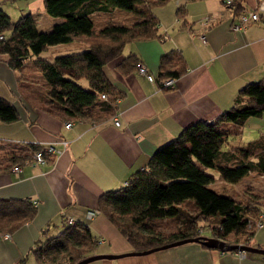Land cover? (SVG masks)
Masks as SVG:
<instances>
[{
	"label": "crops",
	"instance_id": "crops-1",
	"mask_svg": "<svg viewBox=\"0 0 264 264\" xmlns=\"http://www.w3.org/2000/svg\"><path fill=\"white\" fill-rule=\"evenodd\" d=\"M201 1L199 6L187 3L190 14H185V19L161 12L157 17V36L126 43L120 57L105 64V74L116 96L112 108L106 107L107 99L99 98L91 119L64 120L39 109L36 83L19 80L18 71L7 64L5 55L0 56V95L10 99L19 112L14 121H0V197L27 199L35 206L33 217L10 231L9 238H3L5 232H0V264H44L37 261L32 248L61 232L67 217L88 226L97 239L96 252L133 250L101 211L87 217L86 210L98 208L99 196L122 186L132 173L147 164L157 147L177 137L191 123L216 120L236 104L246 83L264 76V22L235 30L231 24L241 11L236 13L223 0ZM259 2L242 0V11L254 9ZM117 11L111 8L95 13L94 22L95 15L110 12L117 13L121 17L117 22L123 24L139 19L134 14L126 19V14ZM31 13L39 30L40 26L47 27L42 31L61 20ZM206 15L211 17L209 22L204 21ZM165 32L167 37L161 40L159 35ZM83 45L55 44L49 47L50 54L42 56L51 59ZM173 49L183 56L185 71L175 78L173 87L163 88L158 77L160 58ZM131 53L144 64L152 80L136 69L127 73L121 70L118 62ZM115 119L119 120L118 125ZM67 121L71 122L69 127L65 126ZM62 141H66L65 146ZM48 144L63 148L62 152L45 153L43 163H36L33 153L22 161L16 158L30 154L31 145L44 148ZM229 147L224 146L223 150L228 151ZM16 166L20 168L18 174L13 170ZM260 173L264 175V171ZM258 229L248 244L264 248V223ZM185 243L196 244L199 253H212L207 249L210 247L199 242ZM171 247L86 264H168L166 252L161 251ZM215 249L220 264H264V253L246 251L247 255L241 257L237 250ZM198 264L213 262L206 258Z\"/></svg>",
	"mask_w": 264,
	"mask_h": 264
},
{
	"label": "trees",
	"instance_id": "trees-1",
	"mask_svg": "<svg viewBox=\"0 0 264 264\" xmlns=\"http://www.w3.org/2000/svg\"><path fill=\"white\" fill-rule=\"evenodd\" d=\"M165 1L42 0L48 15L61 18L47 31L36 27L31 12L12 21L0 8V56L5 55L7 64L18 71L19 80L36 83L39 109L64 120L91 119L92 109L99 104L102 93L108 100L107 108H112L116 96L115 88L105 74V64L120 57L126 43L157 36L158 21L152 7ZM223 2L236 13L243 9L242 0ZM115 7L128 10L139 19L132 24L109 22L97 27L93 14ZM185 14V3H179L177 17L185 19ZM69 42L84 45L74 51L58 53L51 59L42 56L50 46ZM29 62H33L42 81L24 73ZM138 62L141 61L131 53L122 57L118 66L127 73L137 70ZM184 71L185 63L179 51L173 49L164 53L159 63V85L163 78H176ZM263 112L264 76L246 83L239 91L236 104L216 120L191 123L177 137L157 147L147 164L132 173L126 184L99 196L97 209L134 250L199 236L202 229L198 222L210 218H217L219 223L211 227V236L227 240L232 233H243L244 243L249 242L256 230L255 223L264 211L263 205L243 204L231 195L220 193L212 187L216 176L207 169H215L222 180L232 183L239 182L253 170L264 171V135L244 145H231L229 141V134L238 131L245 119ZM18 117L13 102L0 95V121L11 122ZM228 123L232 125L228 126ZM227 145L231 149L224 151L223 147ZM39 149L31 145L30 154L23 153L16 158L25 160ZM226 154L231 155L226 157ZM186 204L194 209V214L189 212L190 207H184ZM34 213L35 206L27 199L0 197V232L12 231L31 219ZM162 219L178 220L182 226L163 230L157 225ZM64 225L57 235L32 248L37 261L73 264L96 253L97 239L86 224L74 221L71 224L64 222ZM227 241L239 243L238 240Z\"/></svg>",
	"mask_w": 264,
	"mask_h": 264
},
{
	"label": "rangeland",
	"instance_id": "rangeland-1",
	"mask_svg": "<svg viewBox=\"0 0 264 264\" xmlns=\"http://www.w3.org/2000/svg\"><path fill=\"white\" fill-rule=\"evenodd\" d=\"M181 3H185L186 16L190 14L188 12L189 4H194L195 6H199L202 2L201 0H190L189 2H185V0H181ZM176 0H166L163 3L156 4L152 7V12L156 14V17L160 15L161 12H165L166 16L173 17L176 15ZM0 8H2L11 18L12 21L18 19V17L26 12H33L35 14L42 13L49 18H52L51 15H48L42 5V1L40 0H0ZM117 12H121L126 14L125 18L130 17L132 12L125 10L123 8L115 7ZM196 14V10L194 13ZM122 15V14H121ZM121 20V17L115 13L110 12L104 16L95 15L96 26L100 27L109 22H117ZM41 30L47 29L46 26H40ZM50 51L45 50L43 54H48ZM51 53V52H50ZM49 53V54H50ZM24 73L31 79L36 81H42L39 76V72L33 65V62H29L23 69ZM238 128V126H237ZM264 134V112L259 115L249 116L244 120L243 124L239 126L238 131H234V133L229 134V141L235 145H244L249 141L260 138ZM208 173L214 174L217 179L212 184V187L219 191L220 193L231 195L235 197L237 200L241 201L243 204H260L264 207V175L257 170H253L251 173L245 175L239 182L232 183L225 180H222L217 171L213 168L207 169ZM257 202V203H256ZM187 205V204H186ZM189 212L194 214V209L191 206ZM255 216V215H254ZM257 217V216H256ZM158 227L163 230H174L177 226H182L180 221L172 220V219H162L158 221ZM219 223L217 218H210L209 220H201L198 222V226L202 229L201 235H212L211 227L218 226ZM259 229H257L258 232ZM249 231V228H248ZM227 240L229 241H239V243H244L245 234L232 233L228 236ZM250 240V237H249ZM248 244V242H246ZM196 244L194 243H183L178 246H173L161 252L167 254V262L168 264H198L205 260L206 258L212 260L213 264H220L219 253L215 248H207L210 250V254H202L199 253L196 249ZM236 252V251H235Z\"/></svg>",
	"mask_w": 264,
	"mask_h": 264
},
{
	"label": "built area",
	"instance_id": "built-area-1",
	"mask_svg": "<svg viewBox=\"0 0 264 264\" xmlns=\"http://www.w3.org/2000/svg\"><path fill=\"white\" fill-rule=\"evenodd\" d=\"M179 0H176V2L178 3ZM227 3H231L232 0H226ZM211 20L210 15H206L204 17V21L205 22H209ZM254 22H264V0H260V2L257 4V6L254 9L251 10H247V11H241L238 15V18L236 20H234L231 24V28L235 29V30H239V29H243L246 26H248L251 23ZM2 36L0 35V38ZM167 37L166 32L161 34L160 39H165ZM204 40H206L205 36H202ZM137 71L139 73L145 74V76L147 77L148 80H152L153 76L151 75V73H149L147 71V68L144 66V64L142 62H138L137 65ZM175 85V78L173 77H166L163 78L161 80V86L165 87V88H171ZM101 98L105 99L106 95L104 93H102L100 95ZM114 123L116 125L119 124V120L115 119ZM71 125L70 121L65 122V126L69 127ZM63 145L65 146L66 141H62ZM63 148H55L52 144H48L46 145L44 148H41L37 151L34 152L33 154V159L36 163H43L45 161L44 155L45 153H54V154H59L62 152ZM14 172L16 174L19 173L20 168L18 166H16L14 169ZM127 182L125 181L123 184H126ZM33 203L35 204V202L33 201ZM99 213V210L97 208H93V209H88L86 210V216L87 217H91L92 215ZM65 224H71L74 222L72 217H67L65 218ZM264 223V213H262L260 215V217L258 218V220L255 223V228L254 229H258L260 228ZM250 227L251 224H249ZM253 228V227H252ZM3 238H9L10 237V233L9 232H5L2 234ZM237 254L241 257H245L247 255L246 251L243 250H237Z\"/></svg>",
	"mask_w": 264,
	"mask_h": 264
},
{
	"label": "water",
	"instance_id": "water-1",
	"mask_svg": "<svg viewBox=\"0 0 264 264\" xmlns=\"http://www.w3.org/2000/svg\"><path fill=\"white\" fill-rule=\"evenodd\" d=\"M199 242L201 244H204L207 247L210 248H219L222 250H243V251H252V252H259L264 253V248L255 246L252 244H246V243H229L227 240H224L222 238L216 237V236H208V235H199V236H190V237H184L181 239L173 240L171 242H167L161 245L152 246L146 249L142 250H129L126 252H120V253H103V252H96L87 256H84L77 261H75L73 264H86L90 261L96 260V259H102V258H108V259H114L129 255H142L147 254L153 251H156L158 249L167 248L170 246L179 245L185 242Z\"/></svg>",
	"mask_w": 264,
	"mask_h": 264
}]
</instances>
